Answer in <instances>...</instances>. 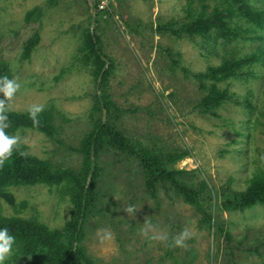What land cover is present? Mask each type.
Returning <instances> with one entry per match:
<instances>
[{"label": "rangeland", "instance_id": "1", "mask_svg": "<svg viewBox=\"0 0 264 264\" xmlns=\"http://www.w3.org/2000/svg\"><path fill=\"white\" fill-rule=\"evenodd\" d=\"M187 2L98 0L95 6L94 0H0V61L18 85L6 109L29 114L38 107L51 120V135L31 128L13 135L23 153L54 170L79 172L78 149L103 117L129 140L160 155L187 151L189 157L172 168L185 170L184 180L195 188L205 187L207 199L211 190L212 195L216 192L218 204L212 211L217 225L210 228L196 207L173 189L158 188L156 195L149 191L138 161L103 150L98 199L80 243L94 264H264V204L225 212L218 199L224 191L245 190L246 180L264 169V127L256 121L264 64L253 68L257 77L221 83L235 98L209 113L198 108L205 92L193 77L228 54L257 50L264 44L257 36L264 37V32L226 43L216 32L178 38L161 30L174 20L188 19ZM249 2L264 11V0ZM206 3L211 10L220 0ZM193 5L198 7V2ZM91 33L112 67L106 87L110 106L103 114L94 110L95 60L86 50ZM7 191L16 203L0 204L4 216L33 218L51 230H63L74 218L66 183L16 185ZM129 207L131 213L125 211ZM218 225L234 235L233 246L243 243L239 251L230 250ZM184 229L190 233L184 246L170 247ZM15 242L4 264H48L40 255L24 254ZM258 245L259 254L250 252Z\"/></svg>", "mask_w": 264, "mask_h": 264}, {"label": "trees", "instance_id": "2", "mask_svg": "<svg viewBox=\"0 0 264 264\" xmlns=\"http://www.w3.org/2000/svg\"><path fill=\"white\" fill-rule=\"evenodd\" d=\"M206 1L188 0L185 8L188 19L174 20L166 29L161 27V30H166L178 38L208 37L212 32H216L218 40L223 39L226 43L245 38V34L264 32V11L254 8L249 0H220V3L211 10ZM94 2L95 6H98V0ZM195 2H198V7H194ZM260 35L262 34H258L257 38L264 40ZM86 50L95 60L92 77L98 95L94 110L103 114L110 106L106 87L111 74V62L101 50L99 39L94 33L86 36ZM259 64H264V44L244 56L228 54L222 58L219 65L209 66L205 72L194 74L193 77L199 82L200 89L205 92V97L199 102L198 108L204 113H209L213 108L233 101L235 95L228 89H223L220 84L245 76L257 77L259 73L253 68ZM0 77H7L8 80L10 78L7 67L1 61ZM0 100L4 101L0 115L6 117L4 121L7 125L4 128L6 135L13 136L22 128L52 134L50 116L45 112L39 111L34 116L31 113H14L6 109L8 98L2 92H0ZM256 121L264 127V85L262 106ZM107 148L138 161L146 186L154 195L158 188L166 191L169 188L173 189L184 202L196 207L208 227H216L217 223L212 211L213 206L218 204L216 192L213 191L212 195L211 190L210 199H207L204 196L205 187L195 188L184 180L185 170L172 168V165L178 161L189 157L187 151L160 155L137 140H129L115 124L99 117L78 149L82 155V168L79 172L54 170L48 162L23 153L16 145L8 160L0 166V204L6 202L10 206H15V198L7 189L16 185L66 183L72 191L74 218L63 230H51L36 219L8 217L0 212V227L8 229L24 254L40 255L48 264H94L80 243L85 236L86 222L98 199L97 181L103 172L99 159L101 152ZM246 181L248 186L245 190H227L219 195V207L222 211H244L258 204H264V169L258 168ZM218 226L230 250L233 253L239 251L238 246L242 247L243 243L233 246L234 235L222 225ZM261 248L258 245L250 249V252L259 254Z\"/></svg>", "mask_w": 264, "mask_h": 264}, {"label": "clouds", "instance_id": "3", "mask_svg": "<svg viewBox=\"0 0 264 264\" xmlns=\"http://www.w3.org/2000/svg\"><path fill=\"white\" fill-rule=\"evenodd\" d=\"M18 85H15L13 81L7 79V77H0V92L6 98H10ZM4 101L0 100V112L3 111ZM40 108H34L31 110V114L34 116L35 113L39 112ZM6 117L0 115V166H3L4 163L8 160V158L12 154V150L14 146L17 144V139L14 136H8L4 132V128L7 125L4 123ZM23 155V153H20ZM127 213H131L133 209L131 207L125 209ZM142 235H146V230H141ZM190 237V233L187 229L182 230L178 236L173 237V241L171 246L175 247H183L184 241ZM149 239L158 240L165 239V237L160 236H152ZM14 242V237L9 234L8 229L6 227H0V264H4V259L7 254L11 251L12 244Z\"/></svg>", "mask_w": 264, "mask_h": 264}]
</instances>
